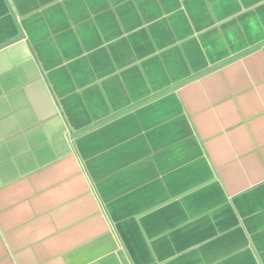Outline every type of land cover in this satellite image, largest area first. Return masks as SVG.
Masks as SVG:
<instances>
[{"label":"crops","instance_id":"1","mask_svg":"<svg viewBox=\"0 0 264 264\" xmlns=\"http://www.w3.org/2000/svg\"><path fill=\"white\" fill-rule=\"evenodd\" d=\"M0 46V264H264V0H0Z\"/></svg>","mask_w":264,"mask_h":264},{"label":"water","instance_id":"2","mask_svg":"<svg viewBox=\"0 0 264 264\" xmlns=\"http://www.w3.org/2000/svg\"><path fill=\"white\" fill-rule=\"evenodd\" d=\"M19 39H21V38H18L17 40H19ZM15 41V40H14ZM10 43H12V42H10ZM7 45V44H6ZM3 46H0V48H2Z\"/></svg>","mask_w":264,"mask_h":264}]
</instances>
